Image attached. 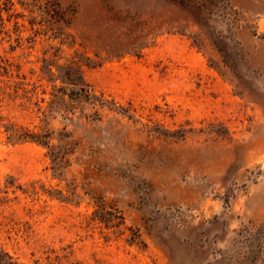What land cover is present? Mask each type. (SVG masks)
<instances>
[{
  "label": "rangeland",
  "instance_id": "obj_1",
  "mask_svg": "<svg viewBox=\"0 0 264 264\" xmlns=\"http://www.w3.org/2000/svg\"><path fill=\"white\" fill-rule=\"evenodd\" d=\"M11 1L0 264H264V0Z\"/></svg>",
  "mask_w": 264,
  "mask_h": 264
},
{
  "label": "trees",
  "instance_id": "obj_2",
  "mask_svg": "<svg viewBox=\"0 0 264 264\" xmlns=\"http://www.w3.org/2000/svg\"><path fill=\"white\" fill-rule=\"evenodd\" d=\"M1 1V0H0ZM13 5L11 0H3V2L0 3V12L2 13L3 11H8L9 6ZM11 64L8 63V61L5 62H0V73L2 74H8L11 71L10 68ZM80 91L82 92L83 96L89 100L93 101L96 97L95 92L91 89L90 86H84L82 84H79ZM7 137L8 139L14 140V141H19V140H32V141H37L43 144H48L49 140L43 136V134H39L30 130H19L16 128L12 129H7Z\"/></svg>",
  "mask_w": 264,
  "mask_h": 264
}]
</instances>
